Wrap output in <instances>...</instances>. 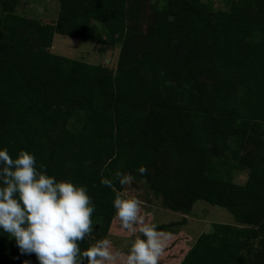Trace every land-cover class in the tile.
<instances>
[{"label": "trees", "instance_id": "16d2710c", "mask_svg": "<svg viewBox=\"0 0 264 264\" xmlns=\"http://www.w3.org/2000/svg\"><path fill=\"white\" fill-rule=\"evenodd\" d=\"M18 1L0 0V149L86 186L94 229L81 248L112 241L121 171L183 216L198 200L232 214L178 264H264V0H58L48 20L17 13ZM55 34L117 45L115 68L51 51ZM229 158L243 183L223 172ZM183 222L157 227L171 236ZM25 261L39 264L0 229V264Z\"/></svg>", "mask_w": 264, "mask_h": 264}, {"label": "clouds", "instance_id": "9594fccd", "mask_svg": "<svg viewBox=\"0 0 264 264\" xmlns=\"http://www.w3.org/2000/svg\"><path fill=\"white\" fill-rule=\"evenodd\" d=\"M44 169L27 150L13 159L6 148L0 149V229L15 238L21 254H35L39 264H159L170 233L146 220L135 197L117 195L113 200L120 227L129 238L135 237L127 253L108 238L82 249L94 229L92 198L86 186L57 180ZM137 171L144 175L148 169L142 165ZM115 179L122 188L135 183L131 174L121 171ZM101 183L113 186L107 178Z\"/></svg>", "mask_w": 264, "mask_h": 264}, {"label": "rangeland", "instance_id": "374dc122", "mask_svg": "<svg viewBox=\"0 0 264 264\" xmlns=\"http://www.w3.org/2000/svg\"><path fill=\"white\" fill-rule=\"evenodd\" d=\"M212 1L215 9H226L230 0H199L205 3ZM58 0H19L14 6L17 13L29 16L33 19H54L58 11ZM140 13L142 18L148 13L145 7H138L132 10V16ZM139 15V14H138ZM142 18L139 23H142ZM99 44L91 41L78 39L76 37L55 34L50 50L56 53L78 59L90 64L101 63L107 67L115 68L119 47L114 45L108 46L104 50L100 49ZM223 172L231 177L233 182L243 183L247 177V170L237 167L235 161L229 158ZM135 178V186L124 187L121 194L125 198L135 197L141 201L142 215L151 223L167 224L169 222L181 221L182 225H176L173 229L179 230V233L171 235L167 242V247L159 264H178L184 253L194 242L196 237L202 230L210 229L211 223H234L232 214L226 209L211 205L203 200L194 203L191 210L183 216L182 212L172 211L161 205L160 198L155 197L153 191L147 186L144 179L137 176ZM110 238L114 241V247L120 251L129 249L132 240L127 233L120 227L117 218L112 222L110 227Z\"/></svg>", "mask_w": 264, "mask_h": 264}, {"label": "water", "instance_id": "95a60500", "mask_svg": "<svg viewBox=\"0 0 264 264\" xmlns=\"http://www.w3.org/2000/svg\"><path fill=\"white\" fill-rule=\"evenodd\" d=\"M133 186H135V184L133 183Z\"/></svg>", "mask_w": 264, "mask_h": 264}]
</instances>
